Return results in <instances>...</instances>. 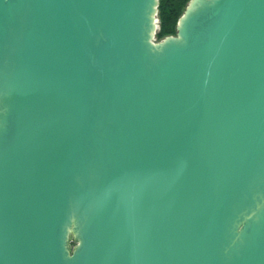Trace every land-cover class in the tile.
I'll use <instances>...</instances> for the list:
<instances>
[{
  "label": "water",
  "instance_id": "1",
  "mask_svg": "<svg viewBox=\"0 0 264 264\" xmlns=\"http://www.w3.org/2000/svg\"><path fill=\"white\" fill-rule=\"evenodd\" d=\"M157 5L0 0V264H264V0Z\"/></svg>",
  "mask_w": 264,
  "mask_h": 264
},
{
  "label": "trees",
  "instance_id": "2",
  "mask_svg": "<svg viewBox=\"0 0 264 264\" xmlns=\"http://www.w3.org/2000/svg\"><path fill=\"white\" fill-rule=\"evenodd\" d=\"M187 2L188 0H158L157 17L159 19V29L155 33L157 40L168 34L175 33L178 17ZM73 244L74 242L71 243V245Z\"/></svg>",
  "mask_w": 264,
  "mask_h": 264
},
{
  "label": "rangeland",
  "instance_id": "3",
  "mask_svg": "<svg viewBox=\"0 0 264 264\" xmlns=\"http://www.w3.org/2000/svg\"><path fill=\"white\" fill-rule=\"evenodd\" d=\"M188 2H189V0H188ZM188 2H187V4H188ZM187 4H186V6H187ZM186 6H184V8H183V11H184V9L186 8ZM183 11H182V13H183ZM182 13H181V15H182ZM180 15V16H181ZM179 16V17H180ZM179 17H178V19H179ZM158 18V17H157ZM177 22H178V20H177ZM177 24V23H176ZM159 29V19H158V21H157V29H156V31ZM175 30H176V26H175ZM175 33H176V31H175ZM175 33L174 34H168V35H175ZM168 35H166V36H168ZM165 37V36H164ZM163 37V38H164ZM156 38V37H155ZM72 243V242H71Z\"/></svg>",
  "mask_w": 264,
  "mask_h": 264
}]
</instances>
